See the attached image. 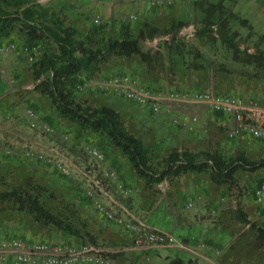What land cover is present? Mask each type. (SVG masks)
Segmentation results:
<instances>
[{"label": "rangeland", "instance_id": "1", "mask_svg": "<svg viewBox=\"0 0 264 264\" xmlns=\"http://www.w3.org/2000/svg\"><path fill=\"white\" fill-rule=\"evenodd\" d=\"M39 1L82 34L97 30L100 41L117 38L121 28L132 29L144 52L142 60L136 56L113 57L101 65L98 72L81 74L79 83L83 88L75 90V96L89 105H107L117 110L127 131L141 138L152 152L165 156L173 150H210L230 156L242 151L251 159L264 157V140L248 137L228 140L226 120L215 117L205 106L168 102L159 112L152 113L148 106L136 105L100 87L111 76L135 74L142 84L155 90L212 89L218 95L232 96L245 104L264 108V70L235 62L231 51L208 32L201 39L194 36L195 30L209 26L221 12H232L228 31H237L241 48H249L252 52L253 46L260 44L257 39L264 36V0H172L174 15L184 25L167 23L154 31L135 21L126 23L115 17L102 19L97 15L100 21L95 24L96 10L82 12L76 0ZM125 6L123 15L137 12L135 5ZM241 20H246L247 25L241 24ZM180 27L189 29L179 33ZM10 43L23 45L16 34L0 39V45ZM41 52L42 47L36 46L33 60L9 53L19 72L17 76L13 74L14 84L20 87L9 99L21 101L17 118L24 125L26 136L36 140L37 152L45 151L52 142L59 145L60 136L66 134L65 149L74 156L70 160L80 164L75 156L82 155V148L87 144H99L105 151L106 161L121 172L125 183L133 190L147 223L169 234L171 220L176 225L194 227L193 237L187 243L183 242L185 235H179L169 247L136 254L135 251L109 253L112 264H264V248L256 242L254 230L240 221L244 214L250 223L264 229V218L253 196L257 182L264 180V170L237 173L233 187L212 183L208 174L194 173L172 178L156 187L145 186L119 149L61 119L48 99L32 89L31 65ZM8 72L0 71V81L5 84L10 77ZM27 109H32L38 120L52 125L56 134L40 136L32 131L28 127ZM181 114L197 116L192 130L172 124V118ZM16 188H26L37 195L58 221L69 223L77 234L71 235L55 225L37 221L15 203L0 201V238L14 235L29 241L90 243L111 250L130 245L127 234L114 222L103 220L92 203L82 197L73 180L58 175L49 165L25 158L23 151L15 155L0 149V193Z\"/></svg>", "mask_w": 264, "mask_h": 264}, {"label": "trees", "instance_id": "2", "mask_svg": "<svg viewBox=\"0 0 264 264\" xmlns=\"http://www.w3.org/2000/svg\"><path fill=\"white\" fill-rule=\"evenodd\" d=\"M232 16V12H221L209 26L195 30L194 36L201 39L208 32L231 51L235 62L264 70V36L257 39L260 44L253 46L252 52L249 48H241L239 33L228 31V19ZM241 24L247 25V21L241 20ZM97 33L94 30L82 34L75 27L65 24L51 7L36 0H0V39H8L16 34L23 45L42 47L41 54L31 65L32 89L48 99L61 119L80 131L103 138L109 146L119 149L145 186L156 187L172 178L194 173L208 174L212 183L233 187L237 173L264 170V157L251 159L242 151L227 156L210 150L193 152L181 149L159 156L141 138L127 131L117 110L78 100L75 86L81 74L98 72L100 66L113 57L136 56L141 60L144 57L140 41L130 27L121 28L117 38L109 37L104 41L97 39ZM213 114L226 120L220 114ZM97 146L100 147L99 144ZM0 201L15 203L37 221L55 225L71 235L77 234L69 223L58 221L29 189L1 192ZM241 215L240 221L254 230L256 242L264 248V229L250 223L244 214Z\"/></svg>", "mask_w": 264, "mask_h": 264}, {"label": "built area", "instance_id": "3", "mask_svg": "<svg viewBox=\"0 0 264 264\" xmlns=\"http://www.w3.org/2000/svg\"><path fill=\"white\" fill-rule=\"evenodd\" d=\"M135 20V16H129ZM96 16L93 22L99 23ZM189 29V27H188ZM191 36V34H189ZM11 52L32 60L34 47L17 46L14 43L0 45V54ZM113 94L120 95L136 105L148 106L152 113L160 111L168 102L172 104L202 105L212 113L226 118L228 140L248 137L264 140V108L245 104L240 99L218 95L212 89L204 91H163L142 84L135 74H119L106 79L100 86ZM78 83L76 90H82ZM28 127L40 136H54L55 128L38 120L32 109H27ZM172 124L192 130L197 116L181 114L172 118ZM60 144L50 143L45 151H23L25 158L49 165L58 175L73 180L82 196L92 203L103 220L116 222L129 238L130 245L119 250L102 248L95 244H74L70 241H29L19 236L0 238V264H112L109 253L137 251L149 252L156 248L174 245L175 238L147 223V218L134 199L133 190L121 179L118 171L108 164L103 150L95 144L82 148V155L75 156L80 164L72 162L74 156L65 149L68 136H60ZM255 201L264 218V180L253 189Z\"/></svg>", "mask_w": 264, "mask_h": 264}, {"label": "crops", "instance_id": "4", "mask_svg": "<svg viewBox=\"0 0 264 264\" xmlns=\"http://www.w3.org/2000/svg\"><path fill=\"white\" fill-rule=\"evenodd\" d=\"M37 1L42 4L41 1ZM128 3L135 5L134 7L137 12H132L128 16H125L123 15V10L127 7L125 5ZM76 6L82 12L94 9L97 12L95 16L98 15L102 19H111L112 17H115L122 19L126 23L135 21L141 24V27L150 28L153 29V31L156 27H163L167 23L168 25L174 26L178 23H183L174 15L172 0H76ZM116 12H120V14L116 15ZM131 15L135 16V20H129V16ZM180 28L179 33L183 30H188L187 28ZM154 42L155 40L152 41V43ZM6 53H4L5 55H3V57H0V71H9L8 73H10L8 84L0 81V149H2V151H6L7 153L8 151L12 152L15 155L28 149V147H31V150L37 152V147L34 145L36 140L32 137L30 138L26 136V129L17 118L21 101L15 102V99H9V97H14L13 95L19 91L20 87L16 86L14 84L15 81L13 80V77L17 76L19 73L18 68H16L17 64L12 58V55L9 54L10 52ZM5 58L8 62H5ZM108 164L112 165L110 163ZM118 173L121 179L124 180L121 172L118 171ZM114 224L120 227L121 230V226L119 224L116 222H114ZM169 227H171V235L174 238L179 235H185L186 238H183V242L185 243L189 242V240L193 237L191 234L193 233L192 228L194 227H191L190 229V227L187 226L176 225L172 220L171 226ZM155 228L159 229V227L156 226ZM110 238L112 240L116 239L114 236H111ZM136 252L137 251H135L134 254H136Z\"/></svg>", "mask_w": 264, "mask_h": 264}]
</instances>
